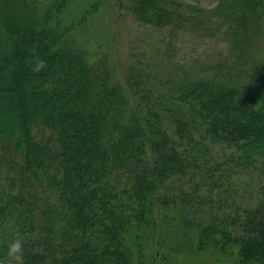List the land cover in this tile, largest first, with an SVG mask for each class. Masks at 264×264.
Wrapping results in <instances>:
<instances>
[{
    "label": "trees",
    "instance_id": "obj_1",
    "mask_svg": "<svg viewBox=\"0 0 264 264\" xmlns=\"http://www.w3.org/2000/svg\"><path fill=\"white\" fill-rule=\"evenodd\" d=\"M230 1L239 62L177 81L121 80L81 47L101 0H0V264H155L146 243L176 223L194 249L264 260V0ZM179 5L131 11L179 29Z\"/></svg>",
    "mask_w": 264,
    "mask_h": 264
},
{
    "label": "rangeland",
    "instance_id": "obj_2",
    "mask_svg": "<svg viewBox=\"0 0 264 264\" xmlns=\"http://www.w3.org/2000/svg\"><path fill=\"white\" fill-rule=\"evenodd\" d=\"M171 1L179 3V11L188 16L182 28L155 27L140 22L131 11L132 0H101L97 11L87 16L88 32L77 35L84 45L81 47L89 48L97 57H108L121 80L132 64L140 65L138 67L146 73L154 68L155 77L171 75L178 81L190 75H209L216 72L217 67L239 62L234 47L236 39L231 37L229 29L235 18L229 8L230 0ZM79 7L78 4L71 9L76 16L80 15ZM226 15L231 19H226ZM260 41L264 52V35ZM34 131L42 143L53 141L50 130L39 126ZM174 226L166 230L167 226L160 224L155 237L146 243L147 254L152 259L154 249H158L155 264H244L238 257L236 245L229 247V244L217 251L197 250L182 236L190 234L189 229L185 232L177 223ZM133 258L137 264V253ZM250 264H264V260Z\"/></svg>",
    "mask_w": 264,
    "mask_h": 264
},
{
    "label": "clouds",
    "instance_id": "obj_3",
    "mask_svg": "<svg viewBox=\"0 0 264 264\" xmlns=\"http://www.w3.org/2000/svg\"><path fill=\"white\" fill-rule=\"evenodd\" d=\"M21 247V242L19 240L12 242L10 245V253L15 254L17 260L22 259V256L20 255Z\"/></svg>",
    "mask_w": 264,
    "mask_h": 264
}]
</instances>
